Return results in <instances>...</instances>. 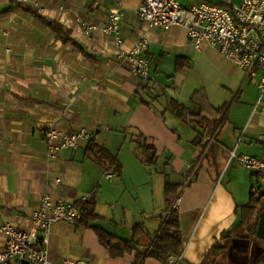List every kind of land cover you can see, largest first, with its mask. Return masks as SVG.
<instances>
[{
  "label": "crops",
  "instance_id": "0c3cea01",
  "mask_svg": "<svg viewBox=\"0 0 264 264\" xmlns=\"http://www.w3.org/2000/svg\"><path fill=\"white\" fill-rule=\"evenodd\" d=\"M19 1L69 28L86 54L55 39L17 7L0 14L10 28L20 12L34 21L18 25L21 37L0 39V224L28 228L31 211L49 190L54 199L74 202L86 195L97 216L91 225L109 235L128 239L139 224L153 236L167 213L165 185L170 184L171 202L180 194L175 210L181 264H200L224 235L227 249L212 259L250 264L264 240L241 225V208L250 194H261L264 179L235 157L228 160V154L261 152L264 118L253 110L257 78L244 79L232 61L205 42L194 48L181 25L146 29L136 12L139 0ZM7 3L0 0V10ZM117 6L123 48L146 29L147 79L129 72L110 36L99 28L85 31L83 23L101 27ZM177 57H183L179 68ZM172 102L180 105L178 111ZM50 126L65 132L95 130L93 142L108 151L112 162L97 160L87 143L47 158L41 134ZM208 134L213 139L206 143ZM110 165L118 175L105 180L101 174ZM259 178L263 190L254 187ZM46 239L53 261L69 257L87 264H133L135 259L134 251L111 257L94 230L80 224L53 222ZM140 264L163 263L146 257Z\"/></svg>",
  "mask_w": 264,
  "mask_h": 264
},
{
  "label": "built area",
  "instance_id": "2783aa9c",
  "mask_svg": "<svg viewBox=\"0 0 264 264\" xmlns=\"http://www.w3.org/2000/svg\"><path fill=\"white\" fill-rule=\"evenodd\" d=\"M141 24L147 29L158 27L166 30L173 25L185 28L186 36L194 48L207 43L227 59L232 61L244 74V79L257 78V99L253 110L259 109L264 118V0H201L184 5L179 0H139L136 9ZM122 10L119 6L111 8L101 27L85 24V31L99 28L110 36L116 45V55L128 63L129 72L140 79L148 78V60L143 54L147 47L146 29L137 33L130 48H123L119 31ZM46 144L45 155L54 159L64 149H76L96 136V131L86 127L65 132L53 126L42 132ZM208 134L204 141H212ZM235 157L238 164L260 175L264 179V123L261 152L258 156L240 154L235 156L231 150L228 160ZM118 175L114 165L102 171V178L111 180ZM54 181H58L56 178ZM79 200H88L81 196ZM180 200L177 194L170 205L175 209ZM80 211L74 201L54 199L49 190L44 191L37 206L29 216L28 228H17L4 222L0 224V264H87L81 259L65 257L53 261L48 257L46 232L56 221L75 225ZM38 232L42 233L38 237ZM182 252L168 255L167 264H181Z\"/></svg>",
  "mask_w": 264,
  "mask_h": 264
},
{
  "label": "trees",
  "instance_id": "16d2710c",
  "mask_svg": "<svg viewBox=\"0 0 264 264\" xmlns=\"http://www.w3.org/2000/svg\"><path fill=\"white\" fill-rule=\"evenodd\" d=\"M7 1L8 5L4 9L0 10V14L6 13L12 8L17 7L22 11L29 13L40 24L46 26L49 31L53 33L55 39H59L63 43H69L74 48H77L81 53L86 54L81 45L70 35L71 32L69 28L54 19H50L42 15L35 7L28 3H24L19 0ZM182 58L183 57H177L175 59V65L177 68L183 65ZM171 104L177 111L180 109V105L176 102H172ZM178 115L181 116V114ZM89 151H91L94 157L99 161L103 160L108 164L112 162L113 158L108 151L95 144L93 139L87 142V152ZM150 154H153V152H150ZM172 192L174 193V190L171 189L170 184H166L165 198L167 213L162 217L159 229L153 236H149L139 224L132 227V234L128 239H121L114 235H109L101 227L91 225V222L97 218L94 213V201L92 200L75 201V204L78 206L80 211V218L76 224L91 227L94 230L99 242L109 249L111 257L121 256L125 252L129 253L134 251L135 259L133 264H140L146 257H152L159 260L163 264H167V256L179 254L182 252L183 248L178 213L175 209H170L171 199L169 198V194ZM263 209V195L258 194L254 196L253 193L250 194L248 202L241 208V225L251 227L252 231L255 232L259 214ZM226 239L227 236L224 235L221 239V241L223 240V243L213 244L203 255L200 264H218L212 258L226 251L228 246V239ZM250 264H264V249L255 254Z\"/></svg>",
  "mask_w": 264,
  "mask_h": 264
},
{
  "label": "rangeland",
  "instance_id": "374dc122",
  "mask_svg": "<svg viewBox=\"0 0 264 264\" xmlns=\"http://www.w3.org/2000/svg\"><path fill=\"white\" fill-rule=\"evenodd\" d=\"M182 1L183 0H179V2H182ZM234 1L236 3L238 2V0H234ZM15 23L17 24V27H15L16 26ZM21 23L32 24L34 23V21L20 12L18 13L17 16L13 18V26L12 28H10L8 26L9 21L5 20L4 18H0V39H5L9 37H13V38L21 37V33L18 32V25H21ZM31 33L33 34L34 32L29 31V35H30L29 37H31ZM46 37H49V36H46ZM254 187L255 189L263 190V181L261 178H259L257 183L254 184Z\"/></svg>",
  "mask_w": 264,
  "mask_h": 264
},
{
  "label": "water",
  "instance_id": "95a60500",
  "mask_svg": "<svg viewBox=\"0 0 264 264\" xmlns=\"http://www.w3.org/2000/svg\"><path fill=\"white\" fill-rule=\"evenodd\" d=\"M261 195H264V190L261 191ZM255 235L264 240V209L260 212L257 225L255 228Z\"/></svg>",
  "mask_w": 264,
  "mask_h": 264
}]
</instances>
